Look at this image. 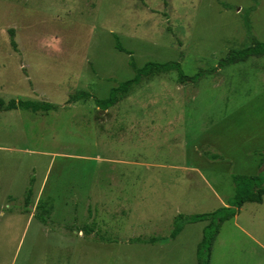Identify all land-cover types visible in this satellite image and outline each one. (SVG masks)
<instances>
[{
    "label": "rangeland",
    "instance_id": "rangeland-1",
    "mask_svg": "<svg viewBox=\"0 0 264 264\" xmlns=\"http://www.w3.org/2000/svg\"><path fill=\"white\" fill-rule=\"evenodd\" d=\"M255 38L264 0H0V98L61 106L0 108V264H197L209 221L173 238L176 217L264 174V56L94 98L136 75L131 56L193 77ZM78 91L93 97L67 104ZM210 264H264V197L221 224Z\"/></svg>",
    "mask_w": 264,
    "mask_h": 264
},
{
    "label": "trees",
    "instance_id": "trees-1",
    "mask_svg": "<svg viewBox=\"0 0 264 264\" xmlns=\"http://www.w3.org/2000/svg\"><path fill=\"white\" fill-rule=\"evenodd\" d=\"M11 42L13 46H16L14 40V30H10ZM117 48L121 51L131 55V52L125 50L119 43H117ZM264 56V41H260L255 38L250 46L243 47L241 49H232L224 58L219 62V65L213 69L201 70L193 77L187 76L182 70V64L180 61L169 60L165 62H154L148 61L143 66L137 67L136 62L131 56V64L136 68V75L126 81L120 83L117 87H114L107 98H94L95 104L101 110H106L114 106L120 98L125 96L127 93L133 89L134 86L141 84L144 78L151 76L154 73H168L172 71L177 72L178 81L181 84L187 83H197L200 79L206 75L215 73L218 69L222 67L233 65L240 62H246L251 57H262ZM93 97V95L88 91H78L69 97L67 104L76 103L78 101L88 99ZM61 106L53 104L48 101H38V100H16L11 99L6 102L4 99L0 98V108L6 111H11L15 109H21L26 111L37 112H50L59 110ZM233 180L236 184V194L232 200L231 204L228 206L221 207L216 211L209 213H198L195 215H190L184 217L183 215H178L175 220L174 229L171 232V237L175 238L182 230L183 224L180 223H195L199 221H209V223L204 228V235L202 241L198 245L197 249V264H210L211 250L216 237L219 234L221 224L227 220L232 219L237 215L239 209L247 202H263L264 196V174L259 175H241L234 176ZM33 190L29 189L27 191V201L30 200ZM28 203V202H27ZM152 241H154L152 239Z\"/></svg>",
    "mask_w": 264,
    "mask_h": 264
},
{
    "label": "crops",
    "instance_id": "crops-1",
    "mask_svg": "<svg viewBox=\"0 0 264 264\" xmlns=\"http://www.w3.org/2000/svg\"><path fill=\"white\" fill-rule=\"evenodd\" d=\"M263 197H264V196H263ZM251 203H254V202H251ZM244 205H245V204H244ZM244 205H243V206H244ZM226 206H227V205H226ZM243 206H242V207H243ZM242 207H241V209H242ZM236 217H237V215L234 216L233 218H236ZM233 218H232V219H233ZM176 237H177V236H176ZM176 237H175V238H176Z\"/></svg>",
    "mask_w": 264,
    "mask_h": 264
}]
</instances>
